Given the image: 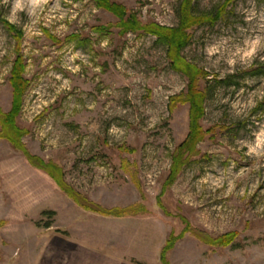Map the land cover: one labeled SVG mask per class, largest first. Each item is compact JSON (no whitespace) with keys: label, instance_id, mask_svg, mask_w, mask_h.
Listing matches in <instances>:
<instances>
[{"label":"rangeland","instance_id":"obj_1","mask_svg":"<svg viewBox=\"0 0 264 264\" xmlns=\"http://www.w3.org/2000/svg\"><path fill=\"white\" fill-rule=\"evenodd\" d=\"M113 1L144 25H181L185 0ZM193 5L199 17L224 6L216 21L187 31L182 49L209 73L200 81L208 88L201 125L211 131L168 187L191 107L169 110L189 79L172 68L167 45L150 32L121 33L95 0H0V107L12 105L19 42L8 21L23 32L31 81L20 142L37 157L29 162L0 137V264H163L169 238L168 264H264V73H255L264 63V0ZM38 158L55 165L74 198ZM87 202L136 214L106 216Z\"/></svg>","mask_w":264,"mask_h":264},{"label":"trees","instance_id":"obj_2","mask_svg":"<svg viewBox=\"0 0 264 264\" xmlns=\"http://www.w3.org/2000/svg\"><path fill=\"white\" fill-rule=\"evenodd\" d=\"M98 7L104 8L112 12L118 18L117 25L121 27V33L126 34L130 31H143L155 34L159 42H163L168 48V57L171 62V66L174 70L183 73L189 79L188 88L185 92L178 95L170 97L169 110L172 112L179 104L190 103V130L187 138L178 146L174 154L173 166L171 173L166 185L169 187L178 176V173L182 170L184 165L187 164L190 155L197 152V144L204 139V137L211 131L204 130L201 125V120L205 115L204 102L208 97V88H203L200 81L206 79L209 73L203 69H199L197 66L187 61V59L182 55V49L188 45L191 40L190 34L187 31L194 25L200 24L203 21L211 20L216 21V19L224 13V6L218 11V16H196L193 11V0H185L184 5L181 8V25L178 28L167 27L157 23L142 24L137 15L130 12L124 5L117 3L113 0H95ZM8 28L12 32H16V37L18 39V47L16 49L17 54L13 62L12 69L10 71L9 81L12 86L13 101L11 108L8 112H4L0 107V137L8 138L11 143L18 149H20L25 156L28 158L29 162L33 163L36 156H33L29 151L21 144L20 137L22 134L28 132L26 129H21L17 125V117L19 116L24 100V94L29 87L31 81L25 75L27 62L24 54L21 52V41L23 38L22 30H18L14 24L8 21H4ZM104 29L97 27L96 30ZM102 31V30H101ZM67 39L75 40L76 35H71ZM264 73V63L259 66L255 73ZM257 73V74H258ZM38 168L43 169L49 175L53 176L63 191L74 198L72 192L66 188L63 180L54 174L55 165L47 164L42 162L40 158L37 159ZM34 164V163H33ZM67 187V186H66ZM85 203V202H84ZM87 209L99 212L106 216L122 217L126 214H136L134 208L128 207L124 209H108L102 207L93 202H87L86 205H82ZM53 215L54 212L44 211L43 215ZM52 226V222H47L45 227L49 228ZM172 236H176L171 234ZM232 235H235L233 233ZM228 236V235H227ZM231 236V235H230ZM224 237H218L213 243L221 244L223 243ZM231 238L225 241L227 243ZM172 238H169L164 248L162 249L161 259L163 264H168L167 253L172 248ZM224 243V244H225Z\"/></svg>","mask_w":264,"mask_h":264},{"label":"clouds","instance_id":"obj_3","mask_svg":"<svg viewBox=\"0 0 264 264\" xmlns=\"http://www.w3.org/2000/svg\"><path fill=\"white\" fill-rule=\"evenodd\" d=\"M17 7H20V5H19V4H17Z\"/></svg>","mask_w":264,"mask_h":264}]
</instances>
